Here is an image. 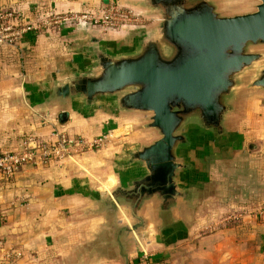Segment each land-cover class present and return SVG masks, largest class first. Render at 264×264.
Wrapping results in <instances>:
<instances>
[{"label": "water", "instance_id": "obj_1", "mask_svg": "<svg viewBox=\"0 0 264 264\" xmlns=\"http://www.w3.org/2000/svg\"><path fill=\"white\" fill-rule=\"evenodd\" d=\"M254 1L251 10L223 13L218 0H130L156 21L118 44L75 42L85 64L22 88L20 102L40 119L62 123L69 112L85 118L102 107L138 116L135 129L151 135L110 159L123 178L102 188L94 175L69 190L87 200L78 215L97 218L84 245L91 258L128 264L152 235L173 244L180 212L203 206L194 154L209 146L228 157L242 94L264 93V0Z\"/></svg>", "mask_w": 264, "mask_h": 264}, {"label": "crops", "instance_id": "obj_2", "mask_svg": "<svg viewBox=\"0 0 264 264\" xmlns=\"http://www.w3.org/2000/svg\"><path fill=\"white\" fill-rule=\"evenodd\" d=\"M129 1L117 0L125 6ZM100 4L101 0H0V8H14L29 22L51 11L95 13ZM41 30L23 35L13 45H0V153L20 148L27 139L50 138L53 129L85 139L104 136V140L96 149H79L59 160L22 164L9 176L0 172L5 216L0 239L20 253L16 260L0 255V264H120L86 253L84 245L97 218L78 215L87 200L69 190L75 181L86 183L94 175L100 177L102 188L109 178H123L125 173L113 169L110 159L119 155L123 145L149 139L150 133L132 130L128 124L123 133L128 139L114 136V130L123 127L119 120L127 116L110 115L102 107L85 118L69 112L62 123L55 116L40 119L20 102V93L24 86L45 83L50 71L63 74L71 65L85 64L73 43L95 36L118 44L134 29L124 25L113 30L71 20L58 30ZM235 122V146L228 157L209 146L194 154L197 178L208 194L201 209L180 212L182 227L173 244L152 235L129 253L128 264H264V165L252 160L253 151L243 149L247 122L241 115ZM248 122L254 120L248 117ZM133 134L148 137L135 139Z\"/></svg>", "mask_w": 264, "mask_h": 264}, {"label": "built area", "instance_id": "obj_3", "mask_svg": "<svg viewBox=\"0 0 264 264\" xmlns=\"http://www.w3.org/2000/svg\"><path fill=\"white\" fill-rule=\"evenodd\" d=\"M143 18L153 20V18L140 15L133 8L113 0H101V4L95 13H56L51 11L43 18L31 22L24 20L21 13L14 8H0V45H13L27 33L36 32L43 28L58 29L62 23L71 20H82L102 28H118L124 25L133 26L137 23H145ZM147 23L149 21H146L145 24ZM103 140L104 136L85 139L53 129L48 139L24 140L20 148L0 153V172L9 176L22 164H44L51 160H59L73 148L98 147ZM4 218V212L0 205V225L3 224ZM3 244L4 242L0 239L1 257L6 260H16L20 257L18 251L5 247Z\"/></svg>", "mask_w": 264, "mask_h": 264}, {"label": "rangeland", "instance_id": "obj_4", "mask_svg": "<svg viewBox=\"0 0 264 264\" xmlns=\"http://www.w3.org/2000/svg\"><path fill=\"white\" fill-rule=\"evenodd\" d=\"M113 1H115L117 3V0H113ZM254 3H255L254 0H218V10L223 12V13L243 12V11L253 9ZM65 13H67V12H65ZM146 16L153 18L152 21L149 20L148 18H146V20L143 18L145 23H146V21L147 22L149 21V23H147V25L156 21L155 17L150 16V15H146ZM145 23H143V22L140 24L137 23V24L133 25L132 28L134 30H136L139 27L144 26ZM60 26H59V28H60ZM125 26H127V25H125ZM121 27L109 28V29L114 30V29H119ZM44 29L45 28H43V30ZM58 29H54V30H58ZM40 31H42V30H39L37 32H40ZM34 33H36V32H34ZM263 107H264V93L263 92H255L254 91V92H247L245 94H242L238 114L232 120V126L233 127H235L236 118L240 115L242 116V119H244V121L247 123H249L248 117H249V119L251 118L254 120V122H252V124L247 125V123H245L246 125L243 127V129L246 128V131H247L245 133L246 139L243 143V149L247 150L248 152L253 151L252 157H254V158H252V160L257 161L255 163H258V165H264V110H263ZM137 121H138V116H127L125 118L122 117V119L119 120V122H121L120 124H122L123 127H121L119 130H114V132H113L114 136L120 135L122 137V135H123L122 138L125 141L126 139H128V138H126V135L123 134L125 129H127L128 124H130V125H132V130H134L135 125H136L135 123H137ZM124 125H126L127 128L124 127ZM60 131L68 134L64 130H60ZM68 135H71L73 137L79 136L76 134L75 135L68 134ZM133 135H134L135 139L148 137L147 136L148 134L147 135L142 134L140 136H135L138 134H133ZM50 136H51V134H50ZM40 139H42V138H39L36 141H39ZM96 148L97 147H92V149H96ZM82 149H85V148H82ZM76 150H79V148L71 149L67 155H69L70 153H72ZM260 163H262V164H260Z\"/></svg>", "mask_w": 264, "mask_h": 264}]
</instances>
